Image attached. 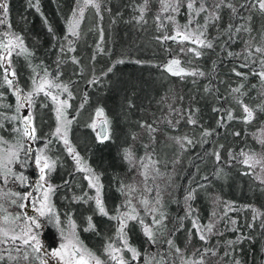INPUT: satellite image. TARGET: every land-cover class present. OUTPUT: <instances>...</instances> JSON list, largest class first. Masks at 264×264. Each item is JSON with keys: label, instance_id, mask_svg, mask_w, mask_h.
Instances as JSON below:
<instances>
[{"label": "trees", "instance_id": "trees-1", "mask_svg": "<svg viewBox=\"0 0 264 264\" xmlns=\"http://www.w3.org/2000/svg\"><path fill=\"white\" fill-rule=\"evenodd\" d=\"M86 2L0 0V163L14 151L9 174L0 167V205L20 212L11 198L39 178L34 142L54 159L46 177L58 226L74 221L101 264H264V0ZM189 31L199 43L179 36ZM11 39L24 50L9 79ZM176 62L181 71L170 72ZM44 78L106 111L105 142L71 124L74 147L102 180L105 212L85 173L60 158L42 94L26 143L18 95ZM146 159L154 170L143 173ZM41 226V251L0 234V264H42L61 230L47 218ZM119 247L121 262L109 251Z\"/></svg>", "mask_w": 264, "mask_h": 264}, {"label": "rangeland", "instance_id": "rangeland-1", "mask_svg": "<svg viewBox=\"0 0 264 264\" xmlns=\"http://www.w3.org/2000/svg\"><path fill=\"white\" fill-rule=\"evenodd\" d=\"M86 6L91 5L95 7L94 0H86ZM81 19L73 22L71 31L77 33L79 30ZM178 34V33H177ZM187 40L199 43L198 36L192 31L184 32L179 34ZM7 53L3 55L4 67H10V74H15L14 68L12 67L13 55L17 56L24 50V45L19 39H11L7 44ZM18 60V59H16ZM170 72L181 71L180 66L172 64L168 67ZM112 85V83H110ZM28 89L23 94L18 95V99L25 98V106L19 109L20 116L22 117L25 111H28L32 115L33 126L35 134L37 129L34 122L33 106L34 97L37 94H42L50 98V108L48 111L49 121L47 126L51 128V132L56 136V141H59L61 148L60 158H67L69 161L75 162L79 169H81L88 179L89 185L94 190L95 203L98 207L99 212H105L103 205V184L102 180L98 178L96 173L82 161L80 152L74 147L71 139V124L74 121H81L87 126L88 132L92 134L94 138L98 137L97 124L101 119H105L109 127V119L106 111L99 104L100 102L90 103L85 105L79 103L78 99L75 98L74 94L69 90L67 85L63 83L53 81L49 78L41 79L34 84L28 85ZM115 107V106H114ZM113 107V109H115ZM38 117H43L42 112L38 114ZM42 131V130H41ZM37 137V135H36ZM34 146V142L29 143V147ZM35 158L36 167L39 173V178L34 184L29 180L24 181L26 185V191L17 195L14 194V198L11 200L17 203L21 208V211L17 214L6 210V207L0 205V234L11 238H18L24 242L30 243L37 251H41V241L39 230L41 231V219L47 218L49 221L58 226V217L56 210L53 206L52 190L53 186L47 181V174L55 167L54 159L46 152L45 148L35 147L32 150ZM14 151L9 147L7 155L1 159L0 167L5 174H9L7 169L13 156ZM144 168L146 170H154V165L148 159L143 162V173ZM5 194L6 191L3 192ZM16 197V198H15ZM135 217V215H133ZM132 218L130 215L128 219ZM60 229V227L58 226ZM61 230V243L52 252L45 253L41 258L42 264H74L76 251L82 252L86 257L91 259L94 264H101L99 258L89 252L83 243L80 241L77 235V228L74 221L68 225L62 226ZM122 247L132 254L136 255L134 249H132L122 238ZM112 256L121 262L123 250L119 248H110L109 250Z\"/></svg>", "mask_w": 264, "mask_h": 264}, {"label": "water", "instance_id": "water-1", "mask_svg": "<svg viewBox=\"0 0 264 264\" xmlns=\"http://www.w3.org/2000/svg\"><path fill=\"white\" fill-rule=\"evenodd\" d=\"M5 71L8 74L9 79H12L10 72V67H5ZM22 102H25V98L22 99ZM23 128L26 134V143H29L35 135L32 115L25 111L22 115ZM97 134L100 142H105L109 136V129L105 119H101L97 124ZM34 149V146H31V150ZM74 264H94V262L86 257L82 252L76 251Z\"/></svg>", "mask_w": 264, "mask_h": 264}]
</instances>
